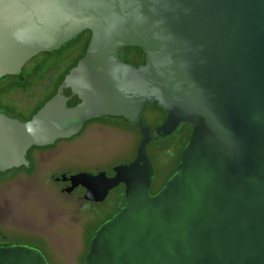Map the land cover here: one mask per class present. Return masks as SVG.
I'll return each mask as SVG.
<instances>
[{
  "label": "water",
  "instance_id": "water-1",
  "mask_svg": "<svg viewBox=\"0 0 264 264\" xmlns=\"http://www.w3.org/2000/svg\"><path fill=\"white\" fill-rule=\"evenodd\" d=\"M87 31L85 55L31 119L0 113V173L89 121L124 118L142 134L132 163L62 176L95 203L125 186L85 264H264V0H0V80ZM128 47L145 61H123ZM145 104L161 125L139 120ZM186 123L177 170L153 194L147 146ZM0 264L49 263L10 245Z\"/></svg>",
  "mask_w": 264,
  "mask_h": 264
},
{
  "label": "rangeland",
  "instance_id": "rangeland-1",
  "mask_svg": "<svg viewBox=\"0 0 264 264\" xmlns=\"http://www.w3.org/2000/svg\"><path fill=\"white\" fill-rule=\"evenodd\" d=\"M60 50L53 57L46 54L39 57L47 63L66 60L67 69L81 55L74 48ZM120 55L125 62L134 64L140 61L130 50L121 49ZM63 68H56L53 79L63 73ZM38 90L42 88L13 93L12 101L2 97L0 105H13L18 108V113H7L2 108L0 113L27 121L39 103L40 97L36 100L34 97ZM137 116L145 126L151 128L164 121L162 111L150 104H145ZM188 125L191 133V124H181L173 135L148 144L153 194L175 174V167L179 165L190 137V134L187 138L184 133V130L189 131ZM141 140L142 134L132 124L123 119L104 118L90 123L77 135L42 150V161L38 162L34 171L22 168L0 173V246L37 247L51 264H62V259L74 264L80 259L81 264H85L99 227L123 207L125 199L120 194L123 189L121 186L115 188L104 202L81 203L79 197L83 191L63 193V184L57 182L58 177L79 173L95 175L130 164L136 158Z\"/></svg>",
  "mask_w": 264,
  "mask_h": 264
},
{
  "label": "trees",
  "instance_id": "trees-1",
  "mask_svg": "<svg viewBox=\"0 0 264 264\" xmlns=\"http://www.w3.org/2000/svg\"><path fill=\"white\" fill-rule=\"evenodd\" d=\"M90 37H91V34L89 31L84 32L83 34L78 36L76 39H74L70 43L63 46L61 48V50L65 49V48L66 49L74 48L76 51L81 52V55L79 58H82L85 55L86 49H87L89 41H90ZM124 49L132 51L134 53V55H136L137 58L140 60L138 63H135V64H140V63H143L145 61V55H144L141 48L128 47V48H124ZM56 53H58V52L46 54V56L53 57L54 54H56ZM120 57H121V55H120ZM78 59H76L70 65V67H67V69H66V66L68 65V64H66L68 62L66 60H59V61L53 60L52 63H49V62L47 63L46 61H43V59H40L39 56L36 57L35 59L30 61L24 67L23 72L20 76H8V77L0 80V85H3L0 88V100L2 99V97H6L8 100L12 101L11 95L13 93H16L18 91L28 92V91H31V90L37 88V87H41L42 90H38V93L36 95H34L35 100L39 97H40V100H39V103L37 104V106H35L34 110L32 111V114L27 118V120L31 119L33 117V115L48 100H50L56 94L58 86L61 84V82L63 81L66 74L77 64ZM63 63H64V65H63ZM61 66H64L63 73H60L57 77H55L53 79V76L55 75L54 73L56 72L55 71L56 68H59ZM29 104H32V103H29ZM0 108H2V110L6 111L7 113H13V114L18 113V108L13 106V105L11 106L8 103H6V105L1 103ZM156 109L162 111V113L165 116V112L162 109H159V108H156ZM7 113L6 114L2 113V114L7 115ZM7 116L10 117L9 115H7ZM10 118H13V117H10ZM104 118H110L112 120H116V119L125 120L124 118L103 117L101 119H95V120L87 122L85 124L84 128H86L90 123L101 121ZM115 126H117V125H115ZM133 126L136 127L135 125H133ZM117 127H119V126H117ZM119 128H121V127H119ZM136 128H137V130H139L138 127H136ZM139 132H140V130H139ZM184 133H185V135H187V138H188V136L190 134V127H189V131L184 130ZM187 141H188V139H187ZM187 143H186V145H187ZM173 164H174V162H173ZM177 166H178V164H177ZM177 166L175 167V171H176ZM154 194H156V193H154Z\"/></svg>",
  "mask_w": 264,
  "mask_h": 264
},
{
  "label": "flooded vegetation",
  "instance_id": "flooded-vegetation-1",
  "mask_svg": "<svg viewBox=\"0 0 264 264\" xmlns=\"http://www.w3.org/2000/svg\"><path fill=\"white\" fill-rule=\"evenodd\" d=\"M135 64V63H134ZM165 118H166V114H165V116H164V120H165ZM164 122V121H163ZM189 126V125H188ZM190 127V126H189ZM61 140H59V142H60ZM58 142V141H57ZM56 142V143H57ZM55 143V144H56ZM55 144H53V145H49V146H46V147H33L32 149H30L29 150V152H28V155H27V159H28V161H29V163H30V166L28 167V171H31V169H32V171H34L36 168H37V165H38V162L41 160L42 161V158H43V156L41 155V153H42V150H45V149H48V148H51L52 146H54ZM22 168H27V167H21V168H18V171L19 170H21ZM100 173V172H99ZM97 174H98V172H97ZM93 175V174H92ZM62 176H64V175H62ZM62 176L60 175L58 178H59V181H57V182H59V183H61V184H63V189H62V191H63V193H69V194H74L76 191H79V190H82L83 192H82V194L80 195V197H79V199H80V202L82 203V202H86V203H89V204H94L95 202L94 201H87L85 198H84V196H85V193H86V190L83 188V187H73V189H74V191L71 189L72 188V186H71V183L70 182H63L62 181ZM67 176V175H66ZM0 180H2V179H0ZM4 180V179H3ZM119 186H121L122 187V191L120 192V194H121V198L122 199H125V186L123 185V184H121V185H119ZM118 186V187H119ZM117 188V187H116ZM68 189H71L70 191H68ZM113 191V190H112ZM111 191V192H112ZM110 192V193H111ZM157 193V192H156ZM110 195V194H109ZM10 246V245H9ZM37 248V247H36ZM37 249H39V248H37ZM41 251V250H40ZM46 257V256H45ZM47 259V258H46ZM47 261H48V263L49 264H51L50 263V261L47 259ZM62 264H74V263H72V262H70V261H68V260H66V259H62L61 261H60ZM82 262H81V260L79 259V261L77 262V264H81Z\"/></svg>",
  "mask_w": 264,
  "mask_h": 264
}]
</instances>
